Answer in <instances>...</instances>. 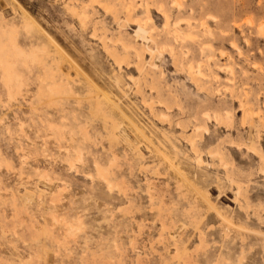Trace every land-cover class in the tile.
I'll return each mask as SVG.
<instances>
[{"label": "rangeland", "instance_id": "rangeland-1", "mask_svg": "<svg viewBox=\"0 0 264 264\" xmlns=\"http://www.w3.org/2000/svg\"><path fill=\"white\" fill-rule=\"evenodd\" d=\"M0 264H264V0H0Z\"/></svg>", "mask_w": 264, "mask_h": 264}, {"label": "bare ground", "instance_id": "bare-ground-1", "mask_svg": "<svg viewBox=\"0 0 264 264\" xmlns=\"http://www.w3.org/2000/svg\"><path fill=\"white\" fill-rule=\"evenodd\" d=\"M109 132H111V131H109ZM113 134V133H112ZM198 160V159H197Z\"/></svg>", "mask_w": 264, "mask_h": 264}]
</instances>
